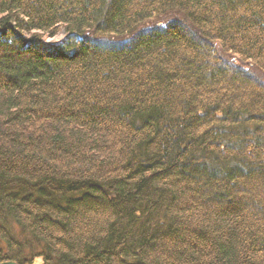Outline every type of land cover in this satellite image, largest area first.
<instances>
[{"label": "trees", "instance_id": "trees-1", "mask_svg": "<svg viewBox=\"0 0 264 264\" xmlns=\"http://www.w3.org/2000/svg\"><path fill=\"white\" fill-rule=\"evenodd\" d=\"M7 260L264 264V0H0Z\"/></svg>", "mask_w": 264, "mask_h": 264}, {"label": "rangeland", "instance_id": "rangeland-1", "mask_svg": "<svg viewBox=\"0 0 264 264\" xmlns=\"http://www.w3.org/2000/svg\"><path fill=\"white\" fill-rule=\"evenodd\" d=\"M159 21H160V18L152 19L150 21H147L144 25L150 26L151 24L157 23ZM64 36H65V33L62 30H60L56 35H54L52 37L49 36V35L48 36L46 35L45 36V40L46 41H51V42H57V41L62 40ZM125 38L126 37H117V36H109L108 37L109 40H116V41L123 40V39L125 40ZM36 264H39V260H37V263Z\"/></svg>", "mask_w": 264, "mask_h": 264}, {"label": "water", "instance_id": "water-1", "mask_svg": "<svg viewBox=\"0 0 264 264\" xmlns=\"http://www.w3.org/2000/svg\"><path fill=\"white\" fill-rule=\"evenodd\" d=\"M0 264H17V263L13 260H7V261L0 262Z\"/></svg>", "mask_w": 264, "mask_h": 264}]
</instances>
